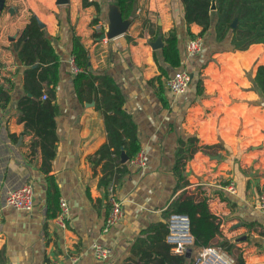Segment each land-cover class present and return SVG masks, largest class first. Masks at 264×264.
<instances>
[{
    "label": "crops",
    "instance_id": "crops-1",
    "mask_svg": "<svg viewBox=\"0 0 264 264\" xmlns=\"http://www.w3.org/2000/svg\"><path fill=\"white\" fill-rule=\"evenodd\" d=\"M111 1L83 5L81 0H68L56 5L54 0H13L11 12H0V86L9 95L0 106V264H140L138 250L129 249L131 241L150 224L166 223L162 212L179 194L195 201L206 199L222 236L232 245L229 255L235 258L241 252L247 264H264V230L254 206L264 193V97L252 81L256 67L264 66V44L231 50L227 39L215 42L211 15L210 27L201 37V52L186 58L188 38L179 0H135L133 15L139 17L131 19L126 32L100 39ZM30 13L43 24L59 59L55 153L48 175L54 178L58 199L69 208L63 230L46 216L39 150L30 146L34 137L17 120L23 65L15 57L13 43ZM96 24L101 25L99 32ZM171 28L176 31L180 57L177 69L190 74V83L180 95L165 90L167 106H162L155 94L156 82H147L158 74L153 51L168 74L174 69L160 61V48L151 49L149 42ZM189 30L196 34L199 26L190 23ZM71 33L86 49L90 71L108 75L118 87L145 155L143 167L124 162L128 171L119 173L116 181L112 178L122 216L105 232L101 227L107 202L100 182L104 160L92 165L88 158L107 137L93 102H80L73 93ZM189 135L211 147L198 149L185 162L184 186L173 192L177 139ZM25 183L33 189L32 209L5 206V190ZM93 241L109 247L105 261L93 258L89 250Z\"/></svg>",
    "mask_w": 264,
    "mask_h": 264
},
{
    "label": "trees",
    "instance_id": "trees-1",
    "mask_svg": "<svg viewBox=\"0 0 264 264\" xmlns=\"http://www.w3.org/2000/svg\"><path fill=\"white\" fill-rule=\"evenodd\" d=\"M113 1L116 2L123 19L131 17L134 20L139 17L138 13L133 15L135 0ZM81 2L83 5L90 4L85 0ZM179 2L188 39L202 37L209 29L213 15L212 29L215 42L227 39L231 50H244L255 43L264 44V0H179ZM211 4L214 5L213 9H210ZM234 18L236 25L232 27L230 23ZM190 23L199 26L196 34L190 32ZM161 40L163 44L159 49L160 61L171 69H177L180 66V57L175 29L167 31L161 36ZM13 51L16 59L23 65L22 94L16 101L17 120L22 122L24 129L34 137L30 146L39 150V169L45 174L46 216L53 218L57 209L58 191L54 178L48 175V171L55 153L54 87L58 81L59 59L51 38L45 34L43 27L37 25V19L32 13L13 43ZM70 56L74 67L77 68L72 78L75 98L80 102L92 101L94 108L102 115L107 140L88 159L92 165L104 160L102 167L105 171L100 182L105 186L112 178L116 181L119 173L128 171L126 164H121L118 160L119 152L123 151L125 162H128L140 150L136 126L123 107V97L114 81L106 74L90 71L86 49L75 33H71L70 37ZM152 57L158 74L147 82H156L155 94L161 105L167 106L163 81L169 75L168 70L159 64L156 52L153 51ZM252 81L264 97L263 65L256 67ZM195 88L196 93L200 94V86L196 84ZM43 94L44 99L41 98ZM8 101L9 95L0 86V106L3 107ZM210 147L202 144L195 135L177 139L172 166L175 179L173 192L184 186L182 168L185 162L198 149ZM169 213L186 216L188 231L192 236L190 246L192 249L212 246L215 241L225 253L231 252L232 245L222 236L219 222L209 211L206 199L195 201L189 195L179 194L169 202L162 215L167 218ZM166 233V223L156 221L140 230L133 238L129 249L138 250L140 264H191L190 255H176L170 251V246L164 239ZM232 264L247 263L239 252Z\"/></svg>",
    "mask_w": 264,
    "mask_h": 264
},
{
    "label": "built area",
    "instance_id": "built-area-1",
    "mask_svg": "<svg viewBox=\"0 0 264 264\" xmlns=\"http://www.w3.org/2000/svg\"><path fill=\"white\" fill-rule=\"evenodd\" d=\"M93 4L100 0H85ZM138 12V11H137ZM100 24H96V32H99ZM201 37L188 39L185 42L184 50L185 57L190 58L196 56L202 49ZM71 63V71L75 73L77 68ZM190 83V74L183 69H176L172 71L168 77L163 81L166 92L172 95H180L185 92ZM44 99L45 95H41ZM129 164L136 167H143L145 165V155L143 150H139L136 155L129 161ZM105 200L107 202V211L104 216L101 231L105 232L107 229L115 225L122 216V201L116 195V184L113 179H110L105 185ZM230 191L233 190L232 184H229ZM33 189L29 183H25L19 187L7 189L3 195V203L5 206L13 207L17 210L30 211L33 206ZM255 208L259 212L260 223L264 230V193L259 194L255 200ZM69 208L66 201L62 198L58 199L57 211L53 217V223L58 229H65L66 221L68 218ZM167 233L165 234V242L170 246V251L173 254L184 255L186 248L192 244V236L188 231V220L186 216L169 213L166 219ZM89 250L97 261H105L109 254L110 249L96 241L89 244ZM224 252V251H222ZM225 253V252H224ZM227 254V253H226ZM232 262L229 257L224 256L215 248L201 247L198 250L195 264H230ZM232 264V263H231Z\"/></svg>",
    "mask_w": 264,
    "mask_h": 264
},
{
    "label": "water",
    "instance_id": "water-1",
    "mask_svg": "<svg viewBox=\"0 0 264 264\" xmlns=\"http://www.w3.org/2000/svg\"><path fill=\"white\" fill-rule=\"evenodd\" d=\"M68 2V0H54V3L56 5H64ZM3 3L4 0H0V12L3 9ZM214 5L211 4L210 9H213ZM9 12H11V9H8ZM105 29L102 33H100L99 38H106L110 39L113 37H116L118 35H121L126 32L130 22L131 18H122L121 14L119 12L118 6L115 1H111L107 3L106 5V11H105ZM37 25L42 28L43 24L37 20ZM236 25V19L234 18L232 22L230 23V26L234 27ZM149 45L151 49H158L162 47V41H161V35H157L153 41L149 42ZM120 162L124 163L126 161V157L123 152H120L119 154ZM191 252V248L187 247L185 256H189Z\"/></svg>",
    "mask_w": 264,
    "mask_h": 264
},
{
    "label": "rangeland",
    "instance_id": "rangeland-1",
    "mask_svg": "<svg viewBox=\"0 0 264 264\" xmlns=\"http://www.w3.org/2000/svg\"><path fill=\"white\" fill-rule=\"evenodd\" d=\"M10 7H13V0H4L2 13H3V14H6L8 8H10ZM215 243H216V242L213 241V244H212L211 247H213V248H215L216 250H218V251H219L220 253H222L224 256L229 257V259L232 260V262H230V264L233 263L234 258L231 256V255H233V254H230V255H229V254H226V253L222 252L223 250H221L220 247H218ZM191 246H192V245H191ZM190 248H191V247H190ZM196 250H199V248H196V249H192V248H191V254H190V257H191V264H195V263H196V257H197V253H198V251H196Z\"/></svg>",
    "mask_w": 264,
    "mask_h": 264
}]
</instances>
